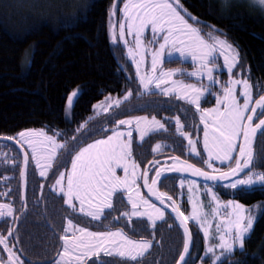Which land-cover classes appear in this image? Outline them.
<instances>
[{
	"label": "trees",
	"instance_id": "16d2710c",
	"mask_svg": "<svg viewBox=\"0 0 264 264\" xmlns=\"http://www.w3.org/2000/svg\"><path fill=\"white\" fill-rule=\"evenodd\" d=\"M93 2L94 7L85 21L70 28L63 27L65 17ZM113 3L114 0H0V138L32 128H44L51 133L60 131L71 137L76 134V128L87 121L86 128L80 133L84 135L82 141L89 142L105 136L118 119L128 116H155L170 123L167 120L169 117L184 112L185 116H193L196 120L193 107L157 93L133 98L126 108L113 114L112 120L109 116L88 120L95 103L109 95L123 94L130 85L136 83L130 80L131 73L126 74L122 68V51L111 41L108 17ZM180 3L187 12L203 22L197 26L217 28L238 46L240 66L248 70L253 85V100L264 95V14L248 11L239 4L226 8L222 5L223 0L221 4L216 0H180ZM26 53L31 54L30 65L26 63ZM182 65L176 61L167 67ZM81 88L84 94L70 110V121H66L67 97L72 91ZM167 127L169 132L157 134L147 142V146L150 147L155 140H165L172 134L175 139L172 148L177 150L172 151L168 147V151L159 157L148 156L141 162L144 169L157 158L186 157L185 143L181 137L174 135L172 126ZM184 127L185 130L189 129L188 126ZM254 149V169L264 172L261 166L264 163V135H259ZM4 151L10 153L8 161L14 164L9 165L2 159L6 157L0 156V176L9 177V180H4L15 200V217L19 215V220H10L11 224L0 225V228H6L4 233H7L8 229L18 224L14 234L19 239V248L27 261L24 264H53L61 249L59 237L70 212L61 197L47 189L42 195L39 194L30 179L29 169L25 210L21 204V155L14 146L0 143V155ZM176 179L167 178L161 190L172 196L180 211L186 215L187 203ZM3 186L0 185V191ZM213 189L221 200H235L252 209L253 214L258 206L264 205V186L256 187L251 192L222 186ZM119 202L114 212L110 215L107 213L101 222L83 225L101 232L120 229L132 240L151 241V248L137 262L112 257H101L99 260L105 264H176L183 249L184 237L175 220L167 215L164 222L152 228L145 221L127 224L119 219L116 222L115 219L122 212L121 206H124L123 199H119ZM189 228L192 234L189 264H201L205 240L198 228L192 224H189ZM9 241L12 242L11 239ZM209 243L216 242L210 240ZM216 251L219 254L220 250ZM0 256L6 258L1 246ZM96 260L92 259L88 264ZM203 264H212V261L204 257ZM224 264H264V217L255 223L243 250L236 249Z\"/></svg>",
	"mask_w": 264,
	"mask_h": 264
},
{
	"label": "snow or ice",
	"instance_id": "6c2138e0",
	"mask_svg": "<svg viewBox=\"0 0 264 264\" xmlns=\"http://www.w3.org/2000/svg\"><path fill=\"white\" fill-rule=\"evenodd\" d=\"M262 8H264V0H254ZM94 7V2L82 7L73 13L71 16L63 19V27L70 28L76 24L85 21L89 12ZM225 7H231L228 0H225ZM182 9L184 15L181 14ZM117 2L114 3L109 11L108 28L111 32V41L117 42V27L118 38L120 41L125 40L126 30L128 35H134L135 51L132 48L128 49V55L132 57L136 65V78L144 90H149V86L155 84L157 89L161 88L162 84L171 82V87L162 89L164 95H169L170 92H175L177 89L183 92L182 96H177L178 99H186L190 104L196 106L200 111V100L206 92L212 94L208 86L189 83L183 81H174L171 78L178 71L177 69L163 70L159 67L164 62V54L167 50V60L190 57L196 68L191 72H181V75L202 79L206 76L210 84L218 83V79H214V72L217 71V53L223 57L224 65L227 67L229 74L237 67L240 62V53L226 40H221L215 37L212 33L204 34L197 25L200 21L191 13L183 9L180 0H124L123 7L120 8L121 20L116 21ZM188 17V19L185 18ZM189 19L195 21V24L189 23ZM150 29L155 37L158 33L161 34L160 39L149 41L156 43L158 48L151 52L150 72L142 73L141 64L144 62V56L139 50L144 47L141 37L145 30ZM220 31V30H216ZM162 40V42H161ZM209 40L212 42L210 43ZM179 45V46H177ZM179 53V56H174L173 53ZM226 53H230L226 54ZM140 55V59L136 60V55ZM27 64H31V54H25ZM159 67V71H158ZM241 85L239 96L243 99V103L239 102L236 95L235 86ZM253 85L249 83V79L231 78L226 84L222 85V95L216 99V107L212 109H203L200 116L201 122L204 124V149L207 152L208 159L204 161L209 168H212L211 161L213 158L219 160L221 164L225 161L235 160V166L230 167L228 171H220L219 175H212L202 171L199 168H194L192 165L186 167H173L170 171L183 172L192 170L194 175L203 177L207 181H228L222 187L239 190L242 192H251L255 189L254 185L264 186V172L254 170V152L251 144L252 139L257 134L258 130L264 135V118L259 119V122L253 124L254 116H264V95H260L258 99L253 101L252 93ZM84 94V90L77 89L67 97L68 110L65 112L66 121L71 119V109L79 102L80 97ZM132 96V92H127L123 99H116L112 103H107L111 98H106L102 105L93 106L94 109L102 107L104 112L115 107L119 108L123 101H127ZM254 105V106H253ZM250 113V114H249ZM94 117H89V120ZM135 130L138 131L141 141L150 133L163 130L165 125L156 119L155 116L149 119L148 117H135ZM210 121V123H209ZM177 131L184 136L185 133L181 130L183 125L179 117L175 118ZM133 120H119L116 128L112 130L113 134L106 139H98L94 143L87 144L86 147H81L76 152L75 157L71 161V171L67 174L60 173V178L56 180V186H59V193L62 198L66 197L65 203L76 211L74 201L79 202V211L84 212L85 202L88 203L89 209L87 215L93 220H100L104 217L105 209L112 210L111 197L119 190L127 191L128 202L131 204V216L147 217L155 220L164 218V210L158 208L151 203L149 199L140 196L139 191H136V199L133 198L132 191L137 189V179H143L144 187L148 189L150 195L156 196L161 205L165 204V193H157L155 185L157 179H152L151 185L148 183V172L144 171L140 177L136 175V169L139 167L134 160L129 163L132 157V131L127 133L120 131V125L131 126ZM87 126V121L82 123L76 130L83 131ZM106 131V129H101ZM66 136V133L56 131L53 135H48L43 129L41 130H25L17 134L16 137H4V139H14L21 147L27 145L31 149V157L35 161L36 166L41 168L40 175L44 176L45 171L41 166V159L48 162L54 160L58 151L68 150V140L63 143L59 142L57 137ZM76 144L79 141L75 136L71 137ZM242 143L237 144V140ZM192 152H195L193 141L188 140ZM162 146L157 144L153 151H157ZM239 156H233L237 151ZM199 155V153H196ZM28 153L25 152L23 164L24 168L20 172L23 180H26V167L28 164ZM178 161V158H174ZM51 166L50 163L47 165ZM264 167V163L261 165ZM122 169L124 176L120 177L116 174L117 169ZM131 168V172H130ZM219 171L218 169H213ZM247 170V171H245ZM244 173V177L240 178V174ZM162 172L156 171V177H160ZM66 179L67 186H62V182ZM185 183L181 180V186ZM192 183H195L194 181ZM206 192H212L210 187H205ZM99 200V203L93 204V200ZM172 201V197H167ZM212 200L217 201L219 197L213 193ZM175 202L173 201V204ZM211 206V205H210ZM226 222H221L216 225V233L218 242L215 244L209 243L204 257L212 261V264H224L228 256L232 255L236 249L243 250L246 239L250 238L254 225L259 218L264 217V205L258 206L256 213L253 214L252 209H246L244 205L237 203L235 200H229L223 206ZM143 208V211L141 209ZM151 209L152 211H149ZM231 209V211H228ZM172 211L177 214V218L183 217L181 225H186L189 217L180 212L177 207H173ZM111 212L109 211V215ZM124 216H129V213H123ZM198 212L194 209L192 219L198 218ZM17 217L13 216L11 205L0 204V218ZM106 218V217H105ZM203 222L201 227L204 228L205 240H209V228L205 227L207 223L206 217L200 218ZM68 226L64 229V234L59 237L62 241V250L58 253L57 259L53 264H87L91 257H97L93 264H105L99 260L101 253L104 256H119L126 261L137 262L142 258L150 248L151 241L139 240L134 241L128 238L121 230L93 232L87 228L79 227L73 224L71 219H68ZM73 230L74 235L69 236L67 233ZM15 229L10 228L7 235L0 233V246L3 252L7 253L6 258L0 256V264H24L20 255L16 251V244L19 243L18 237L14 236ZM79 233V235H75ZM9 237L13 238L14 242L9 241ZM185 242L183 251L180 253L176 264H189L191 234L185 227ZM216 239V237H213ZM219 249V254H217ZM22 251V250H21ZM204 257H200L203 264Z\"/></svg>",
	"mask_w": 264,
	"mask_h": 264
},
{
	"label": "rangeland",
	"instance_id": "374dc122",
	"mask_svg": "<svg viewBox=\"0 0 264 264\" xmlns=\"http://www.w3.org/2000/svg\"><path fill=\"white\" fill-rule=\"evenodd\" d=\"M117 1H118L117 2V4H118L120 0H117ZM216 1H219L221 4L222 0H216ZM123 2H124V0L117 7V12H116L117 18L115 19L116 21L121 20L120 8L123 7ZM223 2L224 3L222 5L225 6V0H223ZM228 3L230 5L239 4V5L243 6L248 11H251V12H259L260 11L264 14V8H262L258 3H255L254 0H228ZM183 9H184V7H183ZM181 14H182V12H181ZM189 23H191V22L189 21ZM198 27H200V26H198ZM200 28L202 30V33H204V34L212 33L213 36L219 37V39H221V40H226L229 44H232L239 51L238 46L236 44L232 43L224 34L217 33L215 31L211 30V28L210 29H205L202 27H200ZM215 29L219 30L217 28H215ZM220 32H221V30H220ZM160 36H161V34L158 33L154 37L152 35L150 29H147V30H145L144 35L141 37L142 42L144 44V47L139 50L140 54H142L144 56V62L141 64V72L142 73L150 72L151 52L154 49L159 47L158 44L149 43V41L160 39ZM125 40L127 41L126 44L124 43V41L119 40V38H118V27H117V42L114 43V46L118 45V48L122 51V54L124 57V64H122V68L125 70L126 74L131 73L130 74L131 75L130 80L135 81L136 83H134L135 85H130L125 93L116 94V95H109V96L105 97L102 101L95 103L93 106H100L103 104V106L106 107L107 104L104 103L106 101V98H109V97L111 98L110 100L107 101V103H112L116 99L122 100L123 96L129 91L132 92V96L127 101H123V103L121 104V106L119 108L113 107V108L109 109L108 112H104L102 107H97L95 109H94V107H92V114L90 117H94V119H91V120H97V119H100L101 117H107V116H109L110 119L112 120L113 114L118 113L121 110H123L124 108H126L133 101V98L145 97V96H148V95L153 94V93L161 94L162 96H164L166 98H176L177 100L185 103L186 105L193 107L194 110L196 111V113H195L196 120H194L193 116H190V118L187 117V115L185 116L184 112L179 113V114L177 113L176 116L169 117L167 120L171 121L170 123L165 122L163 119L161 120V119L156 118L157 120H159L161 123H163L165 125V128L163 130H159V131L150 133L142 141L139 137L138 131L135 130L136 126H135V121L133 118L146 116L149 119H151V117L148 115H135V116H128V117L122 118L123 120H133V124L131 126L120 125L119 130L123 131L125 133H127L128 131H132V141H131L132 157H131V160L129 161V163H131V161L134 160L136 162V164L139 165V167L135 170L137 177H140L143 174V172L145 171V169L141 165V162L145 161L148 156L161 155L163 153H166L164 151H168V147L172 148L174 146L175 139L172 136V134H170V136L167 137V139H165V140H161V141L155 140L150 147L147 146V142L150 139L154 138L157 134H163L165 132H169V128L167 126H172V128L174 130V135H176L177 137H181L182 141L185 143V145H184L185 146L184 156H186V157H184L185 161L194 164L195 166L203 169L206 172H209L210 174H219L220 171L226 172L229 170L230 167H234L235 166V160L225 161L223 164H221V162L219 160H216L215 158H213V160L211 161L212 168H209L207 163L204 162L208 159V156H207L206 150L204 149V124H203V122H201L200 116L202 114L203 109H212V108L217 106L216 105V99L218 98V96L222 95V85L227 83V81L230 79V76H231V78H237V79H244V78L249 79L248 70L245 68H241L240 62H239L237 67L233 69V72L231 74H229L227 71V67L224 65L223 57L220 56L219 53H217V71H215L213 75H214V79H218L219 82L210 84L209 81L207 80L206 76L202 79H197L195 77H188L187 75H181L180 74L181 72L187 73V72L194 71L196 68V65H194V63L190 57H188L186 59L180 58V59L173 60L172 62H168L167 50H166L165 54H164V58H163L164 62L159 67H162L163 70H165V71L171 70V69L180 70L175 75H173V77L171 78L172 80L183 81L185 84L194 83V84H197L198 87H200L201 85L209 87L212 94H209L208 92H206L204 94V96L200 100V109L201 110L198 111L196 106L188 103L186 101V99H178L177 98V96L183 95V92L180 91L179 89H177L175 92H170L169 95L163 94L162 89L171 87L172 86L171 82H169L168 84H162L160 89H157L155 87V84H152L149 86V90H147V91L144 90L143 87L139 84L138 79L136 78V65H135L132 57H130L128 55V49L129 48H132L135 51L134 35H128L127 30H126ZM161 42H162V40H161ZM209 42L211 43L212 41L209 40ZM177 46H179V45H177ZM226 54L230 55V53H226ZM173 55L178 57L179 53L174 52ZM139 59H140V55L138 54V55H136V60H139ZM176 61L181 62L183 65L182 66H172L169 68L167 67V65L169 63H173ZM159 67H158V71H159ZM249 83L251 84L250 80H249ZM241 87H242L241 85H236L235 90H236V95L239 99V102L242 104L243 99L239 96V93L241 91ZM252 93H253V89H252ZM253 101H255V100H253ZM176 117H179L180 122L183 125L181 130L185 133L184 136L180 135V133L177 131V125L175 123ZM259 117L260 116H257V118H259ZM122 119H118L116 121L114 127L111 130H109V133H107L103 137H100L99 139H106L108 136H111L113 134L112 130L114 128H116L117 122L119 120H122ZM88 120H89V118H88ZM256 121H258V119ZM256 121L254 122V125H255ZM209 123H210V121H209ZM184 126H188L189 129L185 130ZM78 128L79 127H77L76 129H78ZM41 129H43L48 135H53V133L49 132L48 130H46L44 128H38V129L32 128V129H25V130H41ZM25 130H22V131H25ZM18 133L14 134L13 136H9V137H16ZM170 133H172V132L170 131ZM73 136H75L77 138V140L79 141V144L81 143V146L77 145L75 148L73 147V145L76 144V141H73L71 139V137H73ZM73 136H71V137H68V136L57 137L58 141L61 143H63L65 141V139H67L68 140V148L71 151H68V150L58 151L54 160H52L50 162H48L44 159H41V166L43 167V170L45 171L44 176L40 175L41 168H38L36 166L35 161L31 157V149L27 145H24L22 147L25 150V152L28 153V156H29L30 179H31V181H33V183L36 186V188L38 189L40 195H42L43 192L47 189L48 191H50L51 193H53L57 197L62 198V195L59 193V186H56V183H55L56 180L60 178V173L63 172L65 174H67L68 172L71 171V161L75 157L76 152L79 150V148L86 147L87 144L94 143L96 140H98V139L91 140L89 142L88 141H82L84 138V135H82V133H80V132H78V133L76 132V134ZM189 139H191L193 141V147L195 148V152H192V150L189 146V143H188ZM12 140L15 141L14 139H12ZM240 143H241V140L238 139L237 144L239 145ZM157 144H160L162 147L157 151H153V149L155 148V146ZM171 150L175 151L177 149L172 148ZM4 152L5 153L1 154L0 156L6 157V158H2V159L6 163H8L9 165L12 166L14 164V162L8 161V158H9L8 155L10 153H8L6 151H4ZM196 153H199V155H197ZM233 156H236V157L238 156V149H237V151H235L233 153ZM152 161H150V162H152ZM48 163L51 164L50 167L47 166ZM161 163H163V162H161ZM152 165H150V169H149L151 180L153 179L154 175L156 174V171L159 170V168L156 169L155 174H153V171L151 168ZM164 166L165 165H161L160 168L164 167ZM213 169H218L219 171H214ZM254 170L258 171V172H262V171H259L257 169H254ZM130 172H131V168H130ZM116 174L120 177L124 176L123 170L119 169V168L116 170ZM172 177L178 178V179H176L178 181L177 184H178L179 188L181 189V194L184 196L183 198L185 199V202L187 203L188 212L185 216L189 217V220L187 222L188 226H189V224H192L194 227L198 228V230L200 231V233L202 234V236L205 240L204 228L201 227V223L203 221L200 218L206 217L207 223L205 224V227H207L208 225H211V227L209 228V233H210L209 240L208 241L205 240V250H206L210 240H212L213 242H216V243L218 242V236L216 233V225L221 223V222H226V220H227V217L225 215V210L223 207L227 203V201H223L220 198H219L218 202L212 200L213 193L215 195H217L213 188L216 186H222V185H210V184L203 183V182H200V181L195 180V179H190V178L181 177V176H172ZM172 177H169V178H172ZM243 177L244 176H242L240 178H243ZM4 179L9 180V177L5 176L3 178V175L0 176V185H2V184L5 185L2 187V190L0 191V204L11 205V207L13 209V216L15 217L16 211H17L16 205L14 204L15 200L13 198V195L12 196L10 195L12 193L10 192V189L6 187L7 182ZM165 180H163L160 184L159 188H160L161 192H164L161 190V186L163 183H165ZM181 180L185 181L183 186H181ZM193 181L195 183H192ZM137 185H139V187L132 191L133 198L134 199L137 198L136 197V191H139L140 196H142L145 199H149L143 191L142 179H137ZM62 186L65 187V189H66V186H67L66 179L62 182ZM206 186L210 187L212 189V192H206V190H205ZM256 187L260 188V187H262V185L257 184V185L253 186V188H256ZM62 199L64 201L66 208L69 210L70 215L72 214V216H70L69 214L67 215L66 220H65L64 225H63V229L61 231V235L64 234V229L68 226V223H67L68 219H71L74 225L79 226V227H83V228H86L83 225L85 223H89V222L99 223V222H101L106 217L107 213H109V211L111 213L114 212V210L117 208V206L120 205L119 199H121V200L123 199V203L122 202L121 203L124 206H121L122 212L119 213V217H117V221L120 219V220H123L124 223H127V224H132L133 222H138V221H145L148 224H150L151 228L153 227V221L149 220L146 216L145 217L131 216V211H132L131 204L128 202L127 191L123 190V189L117 191L111 197V203L113 205V209L112 210L105 209L104 217H102L100 220H93L90 216H88L86 214L88 209H89V205L87 202H85V205H84L85 211L81 212V211H79L80 205H79L78 201H74V204L76 205L77 210L73 211V208L65 203L66 197H64ZM92 203L95 205V204L99 203V200L98 199L93 200ZM157 207L160 208L159 206H157ZM245 208L248 209L247 207H245ZM194 209L199 214L198 218L196 220L192 219ZM141 211H143V208L141 209ZM149 211H152V210L149 209ZM228 211H231V209H228ZM125 212L129 213V216H124L123 213H125ZM167 215H168V213H166L164 211V218L161 220V219H157L155 217V213H154L153 218L155 220V225H157L158 223L164 222L166 220ZM10 220L11 221L14 220L13 217L0 218V225L4 226L7 224H11ZM5 229L6 228H0V233L7 235V233H4ZM87 229L89 231H93V232H101V231H95V230L90 229V228H87ZM116 230H120V229L114 228L111 231H116ZM67 235H69L70 237L73 236L74 235L73 230H69ZM75 235H79V233H75ZM213 237H216V239H213ZM10 239L11 238L9 237V240ZM134 241H139V240H134ZM60 242H61V250H62V241L60 240ZM182 251H183V249H182ZM147 252H145V254H147ZM4 255L7 256V253L4 252ZM101 257H106V258L112 257V258L124 260V259H122L116 255L104 256L103 253H101L99 258H101ZM95 258H97V257H91L87 261V264L89 263L90 260L95 259ZM56 259L57 258H55L53 260V262ZM23 261L27 262L26 260H23Z\"/></svg>",
	"mask_w": 264,
	"mask_h": 264
},
{
	"label": "water",
	"instance_id": "95a60500",
	"mask_svg": "<svg viewBox=\"0 0 264 264\" xmlns=\"http://www.w3.org/2000/svg\"><path fill=\"white\" fill-rule=\"evenodd\" d=\"M116 2H118L117 0H116ZM178 10L179 11H181L182 12V14L184 15V11L182 10V9H179L178 8ZM187 19H188V17L187 16H185ZM189 21H191L193 24H195V21H193V20H190L189 19ZM200 21V20H199ZM201 23H203L202 21H200V24ZM211 28V30H213V31H215V32H217V33H221L220 31H216V29L215 28H213V27H210ZM254 106V105H253ZM258 118H257V116H254V118H253V124H254V122L257 120ZM260 135V131L258 130V132H257V134L255 135V137L252 139V144H251V147H252V150H253V152H254V157H255V149H254V145H255V141H256V139L258 138V136ZM0 143H3V144H8V145H11V146H14L17 150H18V152L20 153V155H21V159H22V168H21V170L24 168V164H23V159H24V154H25V150L19 145V144H17L15 141H13V140H9V139H4V138H0ZM241 143H242V141H241ZM238 156H239V153H238ZM237 156V157H238ZM174 158H178V161L176 160V159H174ZM165 162H170V163H172L171 165H166V166H164V167H161V168H159V170L162 172V175L160 176V177H156V174L154 175V177H153V179H157V184L154 186L155 187V189H156V191H157V193H162L161 191H160V184H161V182L163 181V180H165V179H167V178H169V177H172V176H181V177H186V178H190V179H195V180H198V181H200V182H203V183H207V184H210V185H223L224 183H227L228 181H220V182H216V181H207V180H205L203 177H200V176H197V175H194L193 173H192V170H187V171H183V172H174V171H170V169L171 168H173V167H186L187 165H192L194 168H198L197 166H195L194 164H192V163H189V162H187V161H184V160H182L181 158H179V157H173V158H171V159H168V160H165ZM152 163L153 162H150L147 166H146V168H145V171H147L148 172V183H149V185H151V179H150V165H152ZM28 169H29V159H28V164H27V167H26V180H23L22 178H21V176H20V185H21V203H22V205L24 206V208H25V210L27 209V204H26V202H27V190H28V176H27V171H28ZM199 169H201V168H199ZM202 170V169H201ZM202 171H204V170H202ZM245 171H247V170H245ZM206 172V171H205ZM209 173V172H208ZM210 174V173H209ZM212 175H219V174H212ZM242 176H244V173H241L240 174V177H242ZM142 188H143V191H144V193H145V195L149 198V200L152 202V203H154L155 205H157V206H159L160 208H162L166 213H168V215L170 216V217H172L174 220H175V222L177 223V225L181 228V230H182V233H183V237H184V242H185V227H187V229L189 230V232H190V234H191V231H190V228H189V226H188V223L186 224V225H181V220L183 219V217H180L179 219L177 218V214L175 213V212H173L172 211V208L173 207H177L178 208V206H177V203H176V201L174 200V198L172 197V196H170V195H165L163 198H164V200H165V204L164 205H161L160 204V201L159 200H157L156 199V196H153V195H150L149 194V192H148V189L146 188V187H144V181H143V179H142ZM172 197V201H169L168 199H167V197ZM173 201L175 202L174 204H173ZM178 210H179V208H178ZM180 211V210H179ZM181 212V211H180ZM15 231H16V228H15ZM15 233V232H14ZM191 247H192V234H191V243H190V250H191ZM16 248H17V250H18V252H19V254H21V251L19 250V248H18V245L16 244Z\"/></svg>",
	"mask_w": 264,
	"mask_h": 264
},
{
	"label": "flooded vegetation",
	"instance_id": "af4514ba",
	"mask_svg": "<svg viewBox=\"0 0 264 264\" xmlns=\"http://www.w3.org/2000/svg\"><path fill=\"white\" fill-rule=\"evenodd\" d=\"M261 118H264V116H260L259 118H258V121H256V123H258L259 122V119H261ZM255 123V124H256ZM162 160H164V159H161V158H157V159H155L154 160V163H153V165H152V171H153V174H155V171H156V169H158V168H160V166L161 165H164V163H161V162H163ZM169 165L170 164H172V163H168ZM157 167V168H156ZM19 220V219H18ZM18 220H17V222H18ZM16 221V220H15ZM16 223V222H15ZM16 225H18V224H16ZM16 228H17V226H16ZM11 241L13 242V238L11 237Z\"/></svg>",
	"mask_w": 264,
	"mask_h": 264
}]
</instances>
